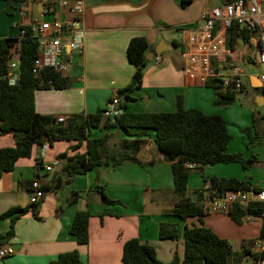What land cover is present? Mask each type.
Instances as JSON below:
<instances>
[{
  "label": "crops",
  "instance_id": "obj_1",
  "mask_svg": "<svg viewBox=\"0 0 264 264\" xmlns=\"http://www.w3.org/2000/svg\"><path fill=\"white\" fill-rule=\"evenodd\" d=\"M228 0H194L186 8L181 0H84L82 16L85 38L84 52L75 57V66L67 77L69 86L64 89H40L35 92V108L42 116L63 117L95 114L105 110L119 91L131 82L134 67L131 65L127 48L136 37L148 42V60L142 87L133 92L134 101L127 102L124 112L163 113L178 108V98H183L186 109H197L206 115H219L231 126H236L228 146L229 153L243 152L246 159L255 156L257 162L244 175H229L227 168L221 173L191 172L186 198L200 203L209 198V184L212 176L245 180L256 188L264 187V85L259 76L249 75L246 84L256 92L253 103L248 107L224 108L215 106L216 91L191 80L183 72L186 43L202 12L207 8L223 6ZM38 0H0V39L16 38L22 26H28L34 19ZM40 14V15H41ZM62 20L69 18L66 11L59 9ZM50 21L54 15L45 19ZM156 49L166 52L157 54ZM160 57V62L156 58ZM1 80V77H0ZM245 84V86H246ZM263 111V112H262ZM237 118L230 123L228 117ZM250 129V138L245 130ZM130 135L121 129L110 131L93 129L89 138H100L108 134V148L113 144L114 153H128L123 150L125 141L142 140L137 154L138 163L125 161L119 165L95 167L83 175L70 176L62 170L69 158L86 152V143L77 146L76 141H57L35 146L30 158L17 161L13 171L0 179V216L11 209L26 210L15 224V236L6 244L14 253L0 258V264H52L60 255L77 250L85 264H123L124 244L139 239L155 247L158 259L171 263L175 254L184 258V230L187 226L201 225L197 217L181 219L170 212L178 203L172 171L173 161L166 159L154 143L156 133L131 130ZM137 134L140 136L137 137ZM16 139L1 132L0 150L14 147ZM66 154L64 159H60ZM60 161L51 172L46 167ZM233 165V164H220ZM237 165V164H234ZM225 167V166H223ZM230 168V167H229ZM213 169V167H212ZM59 177L61 180H59ZM243 177L247 179H242ZM42 179L46 190L45 198L38 204V215L32 213L30 195L35 179ZM102 191L115 204L104 201ZM91 213L89 243L80 245L70 233L73 219L78 212ZM109 211L110 215L101 214ZM204 225L220 238L230 240L249 237L239 242H251L261 235V223H254L253 232L244 230L230 215H207ZM177 224L179 239L162 240L159 236L161 223ZM11 229V218L0 219V235ZM230 242V241H229ZM5 245V246H6ZM238 248V249H239Z\"/></svg>",
  "mask_w": 264,
  "mask_h": 264
},
{
  "label": "trees",
  "instance_id": "obj_2",
  "mask_svg": "<svg viewBox=\"0 0 264 264\" xmlns=\"http://www.w3.org/2000/svg\"><path fill=\"white\" fill-rule=\"evenodd\" d=\"M12 1V0H6ZM194 0H181V7L186 8ZM234 1V0H228ZM235 27L229 33L228 45L234 46L236 42ZM30 30V28H27ZM16 38L0 39V121L1 132L12 135L16 139L14 147L0 150V179L4 174L14 170L17 161L30 158L35 146L57 141H76L77 146L86 143V152L69 158L62 170L70 176L83 175L95 167L119 165L125 161L138 163L136 156L139 153L143 141H125L123 150L128 153H113L109 155L106 143L108 134L100 138H89L93 129L110 131L121 129L130 135L131 130H140V135H147V131L156 133L154 143L166 159L173 161L172 171L175 193L178 195V203L170 212L181 219L197 217L201 225L187 226L184 230V258L180 259L175 254L168 264H243L247 253L231 251L228 240L220 238L203 222L204 215L199 203H194L186 198L188 182L193 170L201 173L212 165L237 164L247 171L251 169L257 159L251 156L246 159L241 153H229L228 146L232 139L227 122L219 115H206L197 109H186L183 98H178V108L174 112L163 113H129L111 118L105 115V110H98L93 115L77 116L68 119L64 123L58 122V118L40 115L35 108V92L40 89H52L40 87L38 78L33 74V63L38 56V40L29 32L22 39V52L20 60L21 81L18 85L11 86L7 81V54ZM148 42L144 37L133 38L128 45L127 54L134 74L131 82L119 91L121 107L127 102L134 101L131 97L134 91L142 87L145 70L147 68ZM47 80L54 83L53 89H64L69 86L67 78H63L53 72H44ZM207 87L216 91L215 106L227 108L231 106L241 90L228 89L221 91L218 84L208 83ZM264 94V89L262 90ZM250 138V129L245 130ZM137 134V137L140 136ZM251 139V138H250ZM62 154L60 159H64ZM186 164H195V169H189ZM59 180L61 178L59 177ZM209 189L215 191L214 195L221 196L231 190H248L251 185L237 178H219L212 176L205 179ZM47 188H45V192ZM103 199L108 204L118 203L106 196L102 191ZM38 205H32V213L38 215ZM264 211V205H251L247 213L259 215ZM26 210L11 209L0 216V219L11 218V229L4 235H0V245H6L15 236V224ZM245 210L236 209L230 215L232 220L242 225V217ZM110 215L109 211L101 214ZM89 211L78 212L72 222L71 235L77 238L80 245L89 243V223L91 218ZM159 236L162 240L179 239L177 224L161 223ZM123 264H165L157 257L154 246L142 243L139 239H131L124 244L122 254ZM52 264H85L77 250L62 254Z\"/></svg>",
  "mask_w": 264,
  "mask_h": 264
},
{
  "label": "built area",
  "instance_id": "obj_3",
  "mask_svg": "<svg viewBox=\"0 0 264 264\" xmlns=\"http://www.w3.org/2000/svg\"><path fill=\"white\" fill-rule=\"evenodd\" d=\"M38 1L43 9L42 20L36 19L28 26H22L7 54V81L11 86L21 81L22 39L29 32L38 40V56L33 63V74L38 78L40 87H54L53 81L47 80L44 72L69 77L75 66V57L84 52V0ZM59 9L66 11L69 18L60 19ZM49 15H54L51 21L45 19ZM235 26L236 42L230 47L229 33ZM186 46L183 72L188 78L199 80L205 86L208 83L218 84L224 92L228 89H243L247 75L240 64L247 61L257 66L264 65V0H234L223 6L205 9L196 27L190 31ZM160 60V57L156 58V62ZM259 80L264 85V74L259 75ZM122 114L124 109L121 107V97H114L105 109V115L115 118ZM65 121L63 117L58 118L60 123ZM59 165L60 161H57L47 166L46 171L51 172L54 166ZM186 167L195 169L196 165L186 164ZM209 191V198L199 203L204 215H231L236 209H241L246 212L242 222L261 223L262 231L258 238L243 243L238 250L232 246L231 251L247 253L243 264H264V211L257 216L247 213L251 205H264V187L231 190L221 196L214 195L216 192L213 190ZM45 195L42 179H35L30 204L38 205ZM13 253L11 246L0 245V258Z\"/></svg>",
  "mask_w": 264,
  "mask_h": 264
},
{
  "label": "rangeland",
  "instance_id": "obj_4",
  "mask_svg": "<svg viewBox=\"0 0 264 264\" xmlns=\"http://www.w3.org/2000/svg\"><path fill=\"white\" fill-rule=\"evenodd\" d=\"M35 6H36L35 7V15L33 16V18L34 19L42 20L41 15H40L41 13L38 14L39 6L38 5H35ZM41 9H42V5H41ZM48 20H50V19L48 18ZM2 25H3V18L0 17V27H2ZM241 48H244V46L241 45ZM240 66L245 69V72H246L247 77L249 75L259 76V75L264 74V65L257 66L256 63L247 62L246 61L244 63H241ZM255 95H256V92L254 90H252L249 87L248 84H246V86L244 87V89L242 91H238L237 92V97H236L235 102L231 106H229L228 108H230V109L235 108V105H236V108L234 110H236V111L239 112L240 111L239 109H241L242 107L245 106V108H246V107L249 106V104L253 103L254 98H255ZM236 120H237V118H234V116L231 115L230 118L228 117V120L227 121H229L232 124H235L233 121H236ZM234 128H236V126H231V133H232L231 136H233V139H234L233 142L236 144V148H238L241 144L238 143V141H237L236 138H234V137H236V135L233 134ZM113 147L114 146H113L112 143H110L108 145V148H112L109 151V155H111V154L114 153ZM241 151H239V153L243 154V152H241ZM223 166H225V167H223ZM221 168H227L229 175H235V176H237V175H240V174L244 175L243 173H246L245 170L244 171L241 170V173H240V171H239L240 170L239 169L240 167L238 165H234V164L233 165H217V166L213 167V169L208 167L205 170L208 171V172H210V173L213 172V173L217 174V173H221ZM242 179H247V178L243 177ZM242 181H245V180H242ZM239 226L240 227H243L244 226V230L247 231V232H250V231L253 232L256 229V226L254 225V223H249V222H243L242 225H239ZM243 236H245V238L243 237V239H241V240H239L238 238H231L229 240L231 246H233V248L235 250H238L239 245H240L239 244L240 241H242V240L245 241V239L246 240H250V239H248L249 236L247 234H244Z\"/></svg>",
  "mask_w": 264,
  "mask_h": 264
},
{
  "label": "water",
  "instance_id": "obj_5",
  "mask_svg": "<svg viewBox=\"0 0 264 264\" xmlns=\"http://www.w3.org/2000/svg\"><path fill=\"white\" fill-rule=\"evenodd\" d=\"M164 52H166V50H163V49H156V51H155V53H157V54H161V53H164ZM154 55V53H152V54H147V60H151L152 59V56ZM213 166L212 165H209V168H212Z\"/></svg>",
  "mask_w": 264,
  "mask_h": 264
}]
</instances>
